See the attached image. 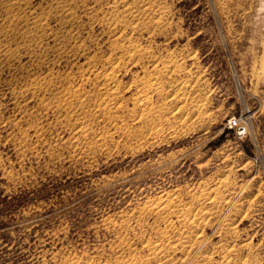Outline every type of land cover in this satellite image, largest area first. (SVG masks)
Listing matches in <instances>:
<instances>
[{
    "label": "rangeland",
    "instance_id": "374dc122",
    "mask_svg": "<svg viewBox=\"0 0 264 264\" xmlns=\"http://www.w3.org/2000/svg\"><path fill=\"white\" fill-rule=\"evenodd\" d=\"M261 94L264 0H0V264H264Z\"/></svg>",
    "mask_w": 264,
    "mask_h": 264
},
{
    "label": "built area",
    "instance_id": "2783aa9c",
    "mask_svg": "<svg viewBox=\"0 0 264 264\" xmlns=\"http://www.w3.org/2000/svg\"><path fill=\"white\" fill-rule=\"evenodd\" d=\"M253 104L256 106L250 108L248 104L243 106L238 114L232 115L226 121L225 127L232 129L237 138H243L248 134L249 123L255 114V109L259 110L264 104V95L252 96Z\"/></svg>",
    "mask_w": 264,
    "mask_h": 264
},
{
    "label": "bare ground",
    "instance_id": "6f19581e",
    "mask_svg": "<svg viewBox=\"0 0 264 264\" xmlns=\"http://www.w3.org/2000/svg\"><path fill=\"white\" fill-rule=\"evenodd\" d=\"M119 37H120V36H119ZM122 37H123V35H122ZM174 200H175V199H174ZM165 201H166V200H165ZM168 201H169V200H168ZM170 201H172V199H171ZM165 203H166V202H165ZM169 203H170V202H169ZM176 203H177V202H176ZM179 203H180V201H179ZM162 204H163V203H162ZM166 204H167V203H166ZM171 204H174V203H171ZM171 204H170V205H171ZM159 205H160V204H159ZM170 205H168V206L166 207V210H169V211H170L171 208H174V207H175L174 205H173V206H170ZM180 205H181V204H180ZM180 205H179V206H180ZM177 206H178V205H177ZM179 206H178V207H179ZM153 207H154V206H153ZM155 207L158 208V206H155ZM161 207H162V206H161ZM169 208H170V209H169ZM162 209L164 210L165 208H162ZM157 210H158V209H157ZM149 211H150V210H149ZM161 211H162V210H161ZM154 212H156L157 215L159 216V213H158L156 210H155ZM165 212H166V211H165ZM162 213H163V212H162ZM168 213H173V211L168 212ZM160 214H161V213H160ZM165 214H166V213H165ZM157 215H156V216H157ZM167 215H168V214H167ZM162 218H163V217H162ZM163 220H164V222H167L168 219H167V217H166V219L163 218ZM168 221H169V220H168ZM127 246H128V245H127ZM158 248H159V247H158ZM158 248H157V249H158Z\"/></svg>",
    "mask_w": 264,
    "mask_h": 264
},
{
    "label": "trees",
    "instance_id": "16d2710c",
    "mask_svg": "<svg viewBox=\"0 0 264 264\" xmlns=\"http://www.w3.org/2000/svg\"><path fill=\"white\" fill-rule=\"evenodd\" d=\"M223 140V137H220L218 141H222Z\"/></svg>",
    "mask_w": 264,
    "mask_h": 264
}]
</instances>
